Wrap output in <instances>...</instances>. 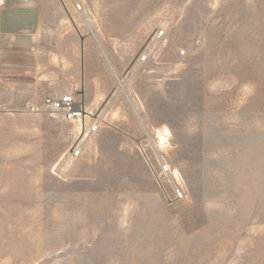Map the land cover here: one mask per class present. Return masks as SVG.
<instances>
[{
    "label": "rangeland",
    "instance_id": "obj_1",
    "mask_svg": "<svg viewBox=\"0 0 264 264\" xmlns=\"http://www.w3.org/2000/svg\"><path fill=\"white\" fill-rule=\"evenodd\" d=\"M0 24V264H264V0H0ZM37 54L82 120L42 107Z\"/></svg>",
    "mask_w": 264,
    "mask_h": 264
},
{
    "label": "crops",
    "instance_id": "obj_2",
    "mask_svg": "<svg viewBox=\"0 0 264 264\" xmlns=\"http://www.w3.org/2000/svg\"><path fill=\"white\" fill-rule=\"evenodd\" d=\"M38 5H39V3H38ZM45 13L46 12H43V11L37 13L36 32L39 31L40 28H43L42 21H43V19H45V17H44ZM47 14L48 13H46V15ZM48 15H52V13H49ZM0 27H1V24H0ZM17 34L19 35L20 32H17ZM45 51H47V50H45ZM48 56L49 55H44V54H42V55L37 54L36 55V62H37L36 63L37 64L36 65V73H37V76L40 77L42 82L46 79V83H51L52 85H55V86L49 87L48 90H49V92H53V93H57V94L47 95V96H59V95L67 94V93L72 94V92L76 94V92H79L80 82H78L77 75L74 72V69H73L74 66H70V67L66 66V69L63 70L62 73L59 72L60 66H58V69L56 67V70H55V68L51 67V71H48V68H46V69L43 68V58H46V60H47ZM57 58H58V56H57ZM54 61H55V56L51 55V65L53 64L52 65L53 67L55 66ZM64 71L66 73H64ZM77 95H78V93H77ZM99 98H101V97H99ZM76 100L78 102H81V104H83L81 100H79L77 98H76ZM83 106L85 107L84 104H83Z\"/></svg>",
    "mask_w": 264,
    "mask_h": 264
},
{
    "label": "built area",
    "instance_id": "obj_3",
    "mask_svg": "<svg viewBox=\"0 0 264 264\" xmlns=\"http://www.w3.org/2000/svg\"><path fill=\"white\" fill-rule=\"evenodd\" d=\"M42 107H46L54 112L61 113L68 120H82L86 115V110L81 102H78L73 94L67 93L59 96H46L43 99ZM28 108L37 111L39 106L29 104ZM80 151H78L79 153Z\"/></svg>",
    "mask_w": 264,
    "mask_h": 264
}]
</instances>
